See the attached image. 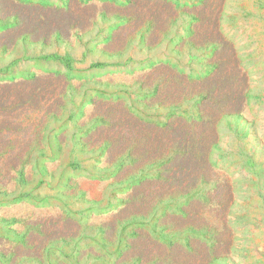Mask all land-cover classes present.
<instances>
[{"label":"rangeland","instance_id":"rangeland-1","mask_svg":"<svg viewBox=\"0 0 264 264\" xmlns=\"http://www.w3.org/2000/svg\"><path fill=\"white\" fill-rule=\"evenodd\" d=\"M196 15L222 41L239 95L200 160L218 185L138 208L128 198L144 180L158 186L161 165L136 169L126 147L92 145L96 110L154 131L203 125L197 100L159 105L155 72L198 87L215 77V47L186 43ZM45 109L43 151L20 160ZM0 143V264H264V0H0Z\"/></svg>","mask_w":264,"mask_h":264},{"label":"trees","instance_id":"trees-1","mask_svg":"<svg viewBox=\"0 0 264 264\" xmlns=\"http://www.w3.org/2000/svg\"><path fill=\"white\" fill-rule=\"evenodd\" d=\"M169 16L170 14L164 20L154 22L156 24L150 32V41H157L159 35L173 22V16ZM197 19L198 21L190 26V36L186 38V43L190 45V48L215 47V56L213 55L208 60L209 65L213 66L211 74L215 77H208L205 83L198 87L192 79L188 81L176 71L157 68L155 72L157 75H162L158 86L159 105L187 110L184 104L197 100V110L192 117H198L196 119L199 120L196 122L203 125L196 130H190L174 121H168L154 131L149 127L141 126L138 122H133L120 109L96 110L98 111L97 118L101 119V123L89 134L92 145L101 147L107 144L114 153L117 149L126 147L129 149L127 154L133 161V168L136 169L152 163L161 165L159 170H162V173L160 177L154 179L159 180V185L147 186L143 182L146 183L149 180H144L134 188L128 198L127 203L129 204L139 201L138 208L148 209L152 204L154 207L163 201H170L177 195L191 193L193 191L190 190V185L194 186L200 181L207 184L214 183L216 187L218 185V180L212 178L200 160L206 152V146L217 142L212 129L218 118L239 112V95L235 94L234 89L236 75L232 71L225 70L226 61L221 56L224 47L222 41L211 28L204 27V16L196 15ZM229 85H231L230 88H228ZM29 101L34 106L40 105V100L34 95H31ZM53 112L50 109L44 110L36 127L31 129L32 136L37 137L33 140L35 143L27 142L17 152L20 160L24 153L36 154L43 151V125L46 118ZM113 157L110 154L107 160ZM141 185L139 189L138 186ZM141 191L144 194L137 197V193ZM206 199L209 200L210 197L206 195ZM136 214L133 212L132 215Z\"/></svg>","mask_w":264,"mask_h":264},{"label":"water","instance_id":"water-1","mask_svg":"<svg viewBox=\"0 0 264 264\" xmlns=\"http://www.w3.org/2000/svg\"><path fill=\"white\" fill-rule=\"evenodd\" d=\"M218 28H219V24H218ZM208 156H209V155L207 154V155L204 157V160H205L207 166H208V167H211L210 160H209V157H208Z\"/></svg>","mask_w":264,"mask_h":264}]
</instances>
